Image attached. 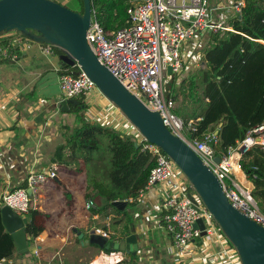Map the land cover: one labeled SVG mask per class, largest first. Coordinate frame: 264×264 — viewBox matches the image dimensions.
Segmentation results:
<instances>
[{"label":"built area","instance_id":"built-area-1","mask_svg":"<svg viewBox=\"0 0 264 264\" xmlns=\"http://www.w3.org/2000/svg\"><path fill=\"white\" fill-rule=\"evenodd\" d=\"M209 1L134 0L128 9V25L110 35L105 33L92 12L87 41L99 62L149 110L159 113L172 134L200 157L220 181L230 203L264 227V212L253 196L254 183L242 165L244 157L254 149L264 151V122L250 128L235 146L218 152L215 149L218 144L217 132L208 130L203 139L188 136L189 132H197L199 120L185 122L178 116L175 97L167 88L172 78H177L183 69L185 44L198 34L234 32L228 24L230 14H240L246 6L245 0L232 1L225 7L211 10ZM216 12L221 13L218 15ZM35 47L47 57H59L64 52L54 45L29 40L17 32H4L0 35V61L19 62ZM169 68H172L171 76L168 74ZM58 85L62 99H83L90 122L134 138L141 151L155 159L156 165L147 185L140 191L138 202L144 203L148 192L157 188L159 227L172 238L174 249L180 257H185L196 241L205 239L209 250L215 245L220 247L218 255L223 264H241L237 250L183 171L159 146L144 138L85 73L76 74L61 68ZM21 94L19 85L15 86L14 91L4 94V99H0V116L11 107L16 109ZM14 114L17 121V110ZM217 157L220 158L219 163L216 162ZM56 179L57 168L34 166L28 173L26 188L7 192L1 199V208L7 206L18 216L26 218L30 210L41 208L43 187ZM86 208L94 209V200H89ZM200 220L205 225L204 237L203 231L196 228ZM101 234L109 237L107 232L102 231ZM39 252L36 248L32 254L38 257ZM0 264L16 263L2 260Z\"/></svg>","mask_w":264,"mask_h":264},{"label":"trees","instance_id":"trees-1","mask_svg":"<svg viewBox=\"0 0 264 264\" xmlns=\"http://www.w3.org/2000/svg\"><path fill=\"white\" fill-rule=\"evenodd\" d=\"M133 1L92 0L95 18L107 35L128 25V9ZM77 2L78 8L75 12L84 13L83 0ZM245 2L246 6L242 12L233 15L229 20L228 24L234 32L210 34L211 43L205 55L207 69L190 76L192 97L196 90H200L197 79H201L202 94L208 101L204 112L200 116L183 119L181 111L175 110L185 122L199 120L197 132L188 133L192 139H203L208 130L218 131V144L215 146L218 152L235 146L250 128L264 122V0ZM0 63L9 62L2 60ZM63 70L77 72L79 69L68 67ZM176 83L177 78H172L167 85L170 91ZM20 97L22 103L25 96L21 94ZM80 101L83 106V99ZM80 111L81 107L71 106L67 113L62 112L77 115L78 126L66 136L65 144L59 146L58 160L64 164H70L73 159L92 163L94 158L101 157L102 154L108 156V180L95 182L91 197L100 215L103 211L111 209L116 215L127 220L123 236L128 235V225L133 219L127 208L120 211L112 203L127 201L128 207L138 203L140 191L147 185L150 173L156 165L155 159L150 154L143 153L134 138L124 136L101 124L86 121L83 115L79 114ZM66 151L67 156L64 155ZM52 163H48L47 168H52L55 160ZM242 165L254 183L253 196L264 212V151L260 148L254 149L244 157ZM52 182L57 184L56 180ZM26 186L27 182L10 192ZM89 196L90 194H87V197ZM26 218L30 243L46 231L51 217L50 214L37 209L30 210ZM114 237L111 236L115 239ZM106 252L111 253L113 250ZM16 254L15 241L2 224L0 205V262L13 260ZM131 258L132 263L129 264H137V255H131Z\"/></svg>","mask_w":264,"mask_h":264},{"label":"water","instance_id":"water-1","mask_svg":"<svg viewBox=\"0 0 264 264\" xmlns=\"http://www.w3.org/2000/svg\"><path fill=\"white\" fill-rule=\"evenodd\" d=\"M83 2L84 13H79L55 0H0V35L4 32H17L29 40L54 45L63 50L59 56V66L78 68L76 74L85 73L142 136L159 146L183 171L237 250L241 264H264V227L237 210L214 173L185 142L172 134L159 113L149 110L99 62L87 41L93 12L92 0ZM168 74L172 75V68L168 69ZM56 104L64 113L69 111L70 106L82 105L76 99H57ZM216 162H220L219 157ZM28 193L32 196L30 189ZM112 205L124 211L128 202L115 201ZM1 218L6 232L15 241L19 255L28 256V219L18 216L7 206L1 208ZM196 228L203 231V237L206 236L202 220L196 224ZM85 237V234H80L81 244L94 245L107 251L127 252L133 256L139 252L136 234L125 235L120 241L93 230L87 239Z\"/></svg>","mask_w":264,"mask_h":264},{"label":"crops","instance_id":"crops-1","mask_svg":"<svg viewBox=\"0 0 264 264\" xmlns=\"http://www.w3.org/2000/svg\"><path fill=\"white\" fill-rule=\"evenodd\" d=\"M232 1L242 0H210L209 6L211 10H217ZM185 47L187 49V46ZM14 64L18 66L19 71H16L9 81L3 77L4 83L10 88L0 87V99H4L5 93L14 91L17 85L22 88V95L25 97L22 103L19 101V108L17 105L16 109L11 107L0 116V202L7 192L26 183L28 173L34 166L49 167L45 143L37 133L40 131L41 123L29 116L32 114L29 105L39 104L44 110L59 111L56 100L62 99L58 85L59 70L62 68L59 66V57L44 56L35 47ZM71 72L76 73L74 70ZM52 82L56 90L49 93L48 86ZM15 110L19 115L17 121L14 120ZM56 182L57 184L50 182L42 189L44 204L39 210L51 215L53 208L56 207L59 218L50 219L46 231L29 243L30 257L20 256L17 252L12 261L16 264L132 263L131 254L127 252L113 250L108 253L97 246L81 244L80 234H85L87 239L90 232L95 231L93 222L99 215L89 218L82 213L85 212L82 201L78 200L80 206L77 208L68 203L62 195L57 196L58 185H63L61 176ZM53 200L55 204H51ZM158 203V192L155 188L148 192L144 203L138 202L129 213L133 221L128 225L130 231L128 235L136 234L140 245L137 264H223L218 255L220 247L215 245L209 250L205 239L196 241L190 246L188 254L180 257L174 249L172 238L159 227ZM126 208L129 209L128 205ZM71 230L75 234H72ZM96 232L100 234L102 231ZM75 236L77 245L72 241ZM114 238L121 241L124 238L123 233ZM36 248L40 251L38 257L32 254Z\"/></svg>","mask_w":264,"mask_h":264},{"label":"rangeland","instance_id":"rangeland-1","mask_svg":"<svg viewBox=\"0 0 264 264\" xmlns=\"http://www.w3.org/2000/svg\"><path fill=\"white\" fill-rule=\"evenodd\" d=\"M55 1L73 11L78 8L77 0ZM231 17L232 15L229 18ZM209 39L210 34H198L197 36H195V39L193 38V40L188 41L185 44V46H187V49L185 47L183 51V69L177 76V83L171 90L177 103V109L181 111L183 119H189L194 115L200 116L204 112L208 103V101L204 99L202 94V83L200 78L197 79L198 84L200 85V90H196L194 92V97L191 96L190 76L207 69L205 55L207 49L210 47L211 42ZM16 71H19V68L16 64L11 63L8 65V63H0V81L2 82L0 83L1 88L6 86L3 81V77L9 81L12 79ZM6 87L10 88L9 86ZM48 89L49 93L55 92V84L53 82L50 83ZM36 99L37 98H35V100ZM29 106L32 109V114L29 116L39 120V122L41 123L40 131L37 133L40 135L39 137L41 138V140L43 139L45 143V155L48 158V163L53 164L52 162H54L55 160L56 163L52 167L57 168L58 178H60L61 176L63 185H58L59 194L57 196L62 195L65 200L68 201V203L77 208H79L80 206V202L78 200L82 201V204L84 206L83 209L85 210V212L82 213L89 218L93 217V215H99V217L96 218V220L93 222V226L96 228L95 231L98 230L107 232L109 234V237H114L118 234H122L126 225L128 224L127 220L124 217L115 215L114 212L112 210L109 211V209L103 211L100 215L98 211L99 209L97 208L96 204L95 208L92 210H88L86 208V203L92 199L91 196L93 194L92 189L94 190V183L97 181L108 180V156L102 154L101 157L94 158L92 163H87L82 159H73V162H71L70 164H64L60 162L58 160V148L60 145L65 144L66 136L69 135L70 132L78 126L77 115L63 114L60 110H44V108H42V106L39 104ZM86 112V107L84 105H81V111L79 114H82L85 120L89 121L90 119L87 117ZM66 154H68L67 151L64 155ZM67 192H70V194H68ZM87 194H90V196L87 197ZM42 200H44V198H42ZM51 204H55V200H53ZM59 209L60 208H58V210ZM68 210L71 211L70 209ZM132 211L133 206H130L128 212L130 213ZM58 214L59 212L56 211V207H54L53 212L50 215L51 219H58ZM71 233L75 234L73 233V230H71ZM76 239V236L72 238V241L75 245H77L75 241Z\"/></svg>","mask_w":264,"mask_h":264}]
</instances>
